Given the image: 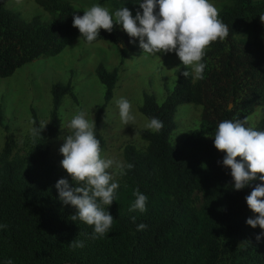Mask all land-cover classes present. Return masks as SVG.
Segmentation results:
<instances>
[{
  "label": "trees",
  "instance_id": "obj_1",
  "mask_svg": "<svg viewBox=\"0 0 264 264\" xmlns=\"http://www.w3.org/2000/svg\"><path fill=\"white\" fill-rule=\"evenodd\" d=\"M50 16L26 19L16 10L0 5V78L13 76L24 65L39 58L56 57L81 37L73 27L74 15L83 16L70 0H35ZM116 9H141L143 0H107ZM219 18L229 28L222 41L211 43L201 62L203 79H194L183 68L173 90L159 103L145 93L140 111L149 120L163 122L159 132L144 129L146 150L128 144L124 149L125 177L131 188L147 196L146 211L115 212L108 233L93 239L94 226L71 220L77 209L59 199L55 185L62 177L54 171L42 181L41 167L50 156L49 139L61 128L59 110L66 96L75 98L70 82L51 88L53 108L46 128L32 109L33 128H43L25 159L12 158L13 143L7 141L0 156V264H264V232L247 225L256 215L247 206L253 181L235 190L231 169L223 165L226 153L214 146L218 124L244 120L257 107H264V0H229ZM155 11L159 12V6ZM114 25L112 32L100 29L92 42L117 44L122 51L134 40ZM189 76L184 77L183 72ZM96 75L105 86L104 104L94 129L101 153L106 139L100 131V116L114 96L119 70L100 63ZM202 106L200 128L181 146L171 142L177 127L176 114L183 105ZM264 112V109H263ZM0 125L3 113L0 109ZM247 127H250L248 121ZM264 131V119L256 127ZM239 161L240 158L238 157ZM69 183L74 187L72 178ZM196 191L203 194L200 209L192 205ZM135 217V223L132 218ZM144 223L146 230L137 231ZM84 247L72 249L73 240Z\"/></svg>",
  "mask_w": 264,
  "mask_h": 264
},
{
  "label": "rangeland",
  "instance_id": "obj_2",
  "mask_svg": "<svg viewBox=\"0 0 264 264\" xmlns=\"http://www.w3.org/2000/svg\"><path fill=\"white\" fill-rule=\"evenodd\" d=\"M81 10H87L92 5L99 4L114 13L115 6L107 0H70ZM219 10L230 5L229 0H210ZM0 5L16 10L26 19L40 15L43 20L50 18L49 14L40 7L35 0H0ZM135 17L142 9H129ZM126 48V60L122 64V51L117 44L99 41L87 43L82 39L72 42L56 57L39 58L19 68L8 78H0V109L3 113V125H0V156L7 141L13 143L12 158L25 159L35 142L32 136V109L37 111L44 128L49 123L53 108L51 88L56 83L70 82L73 86L75 98L66 96L59 110L61 128L50 137V156L41 167L42 181H48L54 171L70 183L71 177L63 169L61 161L63 155L60 148L65 142L64 137L72 133L70 121L79 111L85 112L87 120L94 121L104 104L105 86L96 75V67L103 63L107 69L118 68L119 80L114 90V96L100 116V131L106 139V146L101 153L105 159H113L126 164L124 149L128 144L135 145L139 150L147 148L140 131L147 129L145 125L150 121L140 111L144 94H154L159 103L173 90L179 72L186 67L175 52L158 53L155 55L143 53L139 47V39L135 38ZM126 98L132 105L135 116L133 124L125 125L121 122L119 108L116 101ZM264 107H257L248 117L250 127H256L264 119ZM202 106L196 104L183 105L176 114L177 127L171 135V142L181 146L184 140L200 128ZM151 130V129H148ZM1 166V161H0ZM119 188L115 192L114 201L104 206L112 215L115 212L130 211L136 197L125 175H119L118 170L109 169ZM203 204V194L196 191L192 196V205L200 209ZM138 210V209H137ZM136 211V210H135Z\"/></svg>",
  "mask_w": 264,
  "mask_h": 264
},
{
  "label": "clouds",
  "instance_id": "obj_3",
  "mask_svg": "<svg viewBox=\"0 0 264 264\" xmlns=\"http://www.w3.org/2000/svg\"><path fill=\"white\" fill-rule=\"evenodd\" d=\"M157 4L158 13L155 11ZM139 6L142 14L137 11L133 17L126 7L110 13L99 4L92 5L84 11L83 16L74 15L73 27L79 29L87 43H92L100 35V29L110 33L114 25H120L129 37L139 39L143 53L175 52L184 66L191 67L194 79H203L206 65L201 61L206 49L211 43L222 41L229 35V28L219 18L218 9L210 0H143ZM259 17L264 23V14ZM182 74L189 76L188 71ZM116 103L121 122L133 124L135 116L130 101L121 97ZM85 115L84 111H79L73 116L69 124L72 133L64 137L65 142L60 148L64 157L61 165L75 186H70L67 179L61 178L55 187L63 204L77 209L71 220L75 222L79 219L94 226L92 238L95 239L108 233L113 223V216L104 206L112 204L119 184L108 170L115 168L119 175H126L125 169L130 170L134 165L101 157L100 140L94 132L95 122L87 120ZM246 123V118L220 122L215 132L214 146L226 153L223 165L231 169L235 190L244 189L253 181H261L245 198L248 208L258 214L255 218H248L246 223L252 228L259 226L264 229V131L247 127ZM145 127L159 132L163 122L151 118ZM42 129L33 128L32 136H41ZM134 195L136 199L129 210L146 211L147 196L139 189L135 190ZM132 220L135 223V217ZM6 228V224H0V229ZM146 228L144 223L137 225V231ZM261 236H264V232L257 235L256 240L259 241ZM69 247L73 250L82 248L84 243L74 239ZM6 264H12V261L8 260Z\"/></svg>",
  "mask_w": 264,
  "mask_h": 264
}]
</instances>
